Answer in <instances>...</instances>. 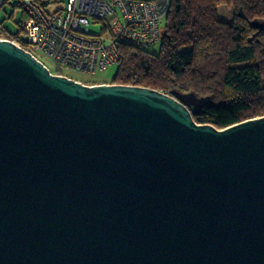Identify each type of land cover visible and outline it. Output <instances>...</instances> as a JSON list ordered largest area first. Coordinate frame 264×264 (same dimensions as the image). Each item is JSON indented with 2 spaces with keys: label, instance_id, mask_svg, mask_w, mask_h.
<instances>
[{
  "label": "water",
  "instance_id": "1",
  "mask_svg": "<svg viewBox=\"0 0 264 264\" xmlns=\"http://www.w3.org/2000/svg\"><path fill=\"white\" fill-rule=\"evenodd\" d=\"M211 102L0 40V264H264V117L197 124Z\"/></svg>",
  "mask_w": 264,
  "mask_h": 264
},
{
  "label": "trees",
  "instance_id": "2",
  "mask_svg": "<svg viewBox=\"0 0 264 264\" xmlns=\"http://www.w3.org/2000/svg\"><path fill=\"white\" fill-rule=\"evenodd\" d=\"M12 5L23 9V20L14 33L0 21V36L26 47L28 14L19 1ZM223 5L232 12L230 21L220 16ZM162 27L158 52L119 45L111 84L210 96L212 102L193 118L221 130L264 117V0H172Z\"/></svg>",
  "mask_w": 264,
  "mask_h": 264
},
{
  "label": "built area",
  "instance_id": "3",
  "mask_svg": "<svg viewBox=\"0 0 264 264\" xmlns=\"http://www.w3.org/2000/svg\"><path fill=\"white\" fill-rule=\"evenodd\" d=\"M13 0H0V6ZM28 14L26 47L39 61L46 60L64 75L66 70L94 76L118 63L122 42L141 47L157 45L162 22L172 0H18ZM54 3H61L52 9ZM101 23L100 31L91 26ZM68 77V76H66ZM70 78V77H68ZM78 81V80H77ZM81 82V81H80Z\"/></svg>",
  "mask_w": 264,
  "mask_h": 264
},
{
  "label": "rangeland",
  "instance_id": "4",
  "mask_svg": "<svg viewBox=\"0 0 264 264\" xmlns=\"http://www.w3.org/2000/svg\"><path fill=\"white\" fill-rule=\"evenodd\" d=\"M17 2L18 0H13L10 3H6L4 7L0 9V21H3L5 28L13 33L18 31L19 29L18 23L23 20V16H22L23 9L20 7L14 8L12 5L13 3H17ZM60 4L61 3H54L52 5V9L57 8L58 6H60ZM220 16L222 19L230 21L229 19H231L230 17L232 16V12L228 11V9L223 5L220 6ZM101 27H102L101 23H96L91 26L92 31L94 32L100 31ZM22 36L25 38V34H22ZM149 49L153 52H158L159 44L152 46ZM44 62L48 65L51 73L54 74L56 72V66L50 64L46 60H44ZM117 67H118L117 63L112 64L108 66L106 69L98 71L94 76H88L83 73H78L70 70H66L65 74L66 76L74 80H79L84 82L90 81L97 83L98 82L110 83L114 77Z\"/></svg>",
  "mask_w": 264,
  "mask_h": 264
},
{
  "label": "crops",
  "instance_id": "5",
  "mask_svg": "<svg viewBox=\"0 0 264 264\" xmlns=\"http://www.w3.org/2000/svg\"><path fill=\"white\" fill-rule=\"evenodd\" d=\"M99 83H106V82H98V84H99Z\"/></svg>",
  "mask_w": 264,
  "mask_h": 264
},
{
  "label": "clouds",
  "instance_id": "6",
  "mask_svg": "<svg viewBox=\"0 0 264 264\" xmlns=\"http://www.w3.org/2000/svg\"><path fill=\"white\" fill-rule=\"evenodd\" d=\"M53 74V73H52ZM79 81V80H78ZM80 82V81H79ZM82 82V81H81ZM83 83V82H82Z\"/></svg>",
  "mask_w": 264,
  "mask_h": 264
}]
</instances>
